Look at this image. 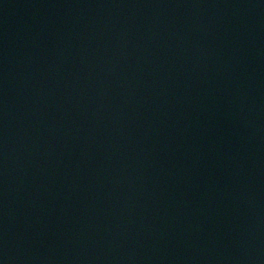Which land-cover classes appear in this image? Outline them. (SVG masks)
I'll use <instances>...</instances> for the list:
<instances>
[{
    "label": "water",
    "instance_id": "1",
    "mask_svg": "<svg viewBox=\"0 0 264 264\" xmlns=\"http://www.w3.org/2000/svg\"><path fill=\"white\" fill-rule=\"evenodd\" d=\"M0 264H264V0L0 99Z\"/></svg>",
    "mask_w": 264,
    "mask_h": 264
}]
</instances>
